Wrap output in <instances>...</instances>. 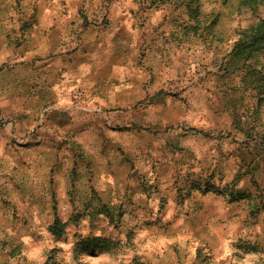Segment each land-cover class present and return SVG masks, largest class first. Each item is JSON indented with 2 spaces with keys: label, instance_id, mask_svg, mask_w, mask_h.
Segmentation results:
<instances>
[{
  "label": "rangeland",
  "instance_id": "1",
  "mask_svg": "<svg viewBox=\"0 0 264 264\" xmlns=\"http://www.w3.org/2000/svg\"><path fill=\"white\" fill-rule=\"evenodd\" d=\"M263 19L0 0V264H264V50L238 46Z\"/></svg>",
  "mask_w": 264,
  "mask_h": 264
},
{
  "label": "trees",
  "instance_id": "2",
  "mask_svg": "<svg viewBox=\"0 0 264 264\" xmlns=\"http://www.w3.org/2000/svg\"><path fill=\"white\" fill-rule=\"evenodd\" d=\"M251 32L246 34L245 40H241L238 44L239 54L249 59L253 53L264 50V19L258 25L250 29ZM59 220H57V223ZM56 223V225H57ZM58 226H52L51 232H57Z\"/></svg>",
  "mask_w": 264,
  "mask_h": 264
},
{
  "label": "crops",
  "instance_id": "3",
  "mask_svg": "<svg viewBox=\"0 0 264 264\" xmlns=\"http://www.w3.org/2000/svg\"><path fill=\"white\" fill-rule=\"evenodd\" d=\"M63 32H65V30H45V33L49 35L48 44H52V39L57 38L59 35L62 38ZM7 33H8L7 30H0V52L4 47H6V45H8L5 39ZM4 145H5L4 133L0 132V149H1L0 153L2 154L4 153L3 152ZM2 154L0 155L2 156Z\"/></svg>",
  "mask_w": 264,
  "mask_h": 264
}]
</instances>
